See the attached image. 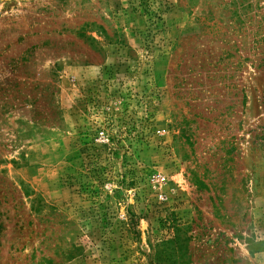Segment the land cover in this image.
Instances as JSON below:
<instances>
[{"label":"rangeland","instance_id":"1","mask_svg":"<svg viewBox=\"0 0 264 264\" xmlns=\"http://www.w3.org/2000/svg\"><path fill=\"white\" fill-rule=\"evenodd\" d=\"M0 264H264V0H0Z\"/></svg>","mask_w":264,"mask_h":264},{"label":"trees","instance_id":"2","mask_svg":"<svg viewBox=\"0 0 264 264\" xmlns=\"http://www.w3.org/2000/svg\"><path fill=\"white\" fill-rule=\"evenodd\" d=\"M178 232H179V229H178V227H176L175 230H174V235H173L172 239H170L169 241H166L165 243H166V244H169V243H175L176 240H177ZM165 243H164V244H165ZM164 244H161V245H164ZM174 251H176V249H174L173 252H174Z\"/></svg>","mask_w":264,"mask_h":264}]
</instances>
